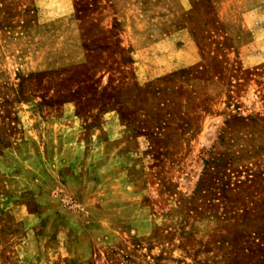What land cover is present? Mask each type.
I'll return each mask as SVG.
<instances>
[{
    "label": "rangeland",
    "instance_id": "obj_1",
    "mask_svg": "<svg viewBox=\"0 0 264 264\" xmlns=\"http://www.w3.org/2000/svg\"><path fill=\"white\" fill-rule=\"evenodd\" d=\"M0 264H264V0H0Z\"/></svg>",
    "mask_w": 264,
    "mask_h": 264
},
{
    "label": "crops",
    "instance_id": "obj_2",
    "mask_svg": "<svg viewBox=\"0 0 264 264\" xmlns=\"http://www.w3.org/2000/svg\"><path fill=\"white\" fill-rule=\"evenodd\" d=\"M61 2H63V3H66L67 2V0H60Z\"/></svg>",
    "mask_w": 264,
    "mask_h": 264
}]
</instances>
